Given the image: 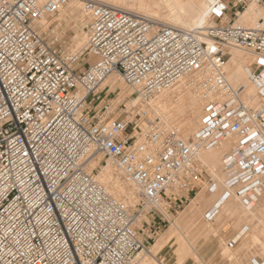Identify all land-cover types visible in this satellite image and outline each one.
Listing matches in <instances>:
<instances>
[{
  "label": "built area",
  "instance_id": "1",
  "mask_svg": "<svg viewBox=\"0 0 264 264\" xmlns=\"http://www.w3.org/2000/svg\"><path fill=\"white\" fill-rule=\"evenodd\" d=\"M72 1L0 0V264H137L167 220L170 198L198 174L199 154L227 137L234 140L222 156L221 199L238 187L245 205L257 202L264 191V104L248 107L223 70L226 48L252 54L251 79L264 95V19L235 24L248 3L264 10V0H216L210 14L220 23L205 28L160 25L81 0L88 38L80 54L59 51L45 31ZM230 12L234 18L223 23ZM83 54L89 60L80 68ZM113 73L147 100L199 75L200 129L185 137L156 120L143 129L112 111L101 95ZM100 154L138 189L137 210L115 197L95 168L87 171ZM216 188L212 183L210 191ZM218 207L205 218L212 220ZM142 214L151 218L138 227Z\"/></svg>",
  "mask_w": 264,
  "mask_h": 264
},
{
  "label": "bare ground",
  "instance_id": "2",
  "mask_svg": "<svg viewBox=\"0 0 264 264\" xmlns=\"http://www.w3.org/2000/svg\"><path fill=\"white\" fill-rule=\"evenodd\" d=\"M95 1H98L103 4H107L110 6H114V7L126 10V11L145 15L146 17H149L155 20L160 25H176V26L183 27V28H196V27L205 28L208 26L209 23H215L214 20L211 19L210 13H211L212 8L214 7L216 0H95ZM69 5H72L73 8L77 7L76 8L77 11H81L84 13V7H83L81 0H73ZM252 5H255L256 8H254V6ZM260 11H263V10L259 8V6H257L254 3H250L244 12L239 13V17L237 21L235 22V24H239V25L246 24V26L259 25L260 20L264 19V13ZM83 15L85 16V13ZM227 16H225L223 20H225ZM81 17H82V13H81ZM45 20L46 19H44L42 23H44ZM82 35H83L82 33L81 34L78 33L77 43L75 42L77 44L76 45L77 47L83 46L84 44L86 45L85 40H87L88 38L86 37L87 34H85V36H82ZM79 36H81L80 39H79ZM233 48L234 50L232 49L231 51L232 56H230L229 60L226 62L225 67H224L225 70H223V73H224L226 80L232 86L234 87L237 86V87L242 88L241 99L249 106L248 103L250 102H248V99L251 97L252 92L255 91V86H256L255 84H253L254 82L251 79V73H252V70L250 67L251 62L249 61L250 59L248 60V58H246V55L243 53L244 51L242 52V50L240 49L241 50L240 52L238 51L239 48L237 47H233ZM118 77L119 76L117 73H113L109 75L104 81L102 87L108 84L107 89H109L112 92H115L118 88ZM199 85H200L199 75H196V74L186 75L182 77L175 85L159 93L156 96L158 97V99H156L155 102L151 99L152 102L154 103L152 104V107H149V108H151L154 112H158V114L164 120L166 125H168V127L169 125H171V122L169 121L171 117L173 116L183 117L182 121L178 123L177 126H174V127L183 131L182 133L184 132L186 134L190 133L194 129H196V124H198L197 122L198 120L200 121V118L202 116L201 111L203 108L201 109L199 108V103L201 104L202 101L205 103V100L203 99L202 91L200 90ZM128 94L129 93H127V95ZM212 98L215 100L223 99V97H220L217 95L213 96ZM140 99H141L140 96L132 98V102L135 103L134 105H136L137 103L139 105ZM257 99L260 100V102L258 103L260 106H262L263 101L261 100V98L258 97ZM252 100H254V98ZM252 102H251L252 105L256 104V102H254V104ZM145 112H147V109L145 110ZM232 139H233L232 137H227L225 140L222 141L220 145L213 147L212 149H210V151L204 150L205 152L202 151L198 156L200 160L199 161L197 160V162L200 163V161H204L207 165H210L211 167L210 171H212V173L215 174V177L217 176L219 181L222 180V177L225 178V175L220 178V176L216 174L217 172L216 158L219 156L218 153H220L223 148L227 146L231 148L233 146ZM203 153H209L208 157L201 158V155H203ZM103 157L104 155L100 154L98 155L96 159H92L88 161L87 171L92 172L94 168H96L98 165L101 164V160L103 159ZM114 164L116 165L115 162ZM108 168H109L108 165H103L102 168L99 170V172L96 174V176L100 182L106 184L108 190L115 197L119 198L120 193L118 192L124 193L125 188H123V186H121L117 182L113 181L112 175L110 174ZM192 168L195 169L196 166L194 165L192 166ZM215 177L213 178L217 179ZM224 180H223V183H224ZM111 181H112V184L109 183ZM224 189L225 188L223 187V190ZM223 190H219V192L214 191L212 194H210L212 195V197H209V198L203 197L202 195L203 193L202 194L198 193L199 196L195 197L191 201V204L188 206V208H186L183 214H181L182 216L179 215L180 217L173 223L171 227H169L165 231L162 237V241L164 243L163 244L159 243L156 246V248H159L157 250V254L159 253V251H161L163 248L167 246L166 243H170L172 241H174V243L183 242L182 238L184 239L186 235L183 234L181 231L182 227L180 225L182 222L191 223V225L192 224L194 225V222H195V225L197 223L196 225L197 230L194 231L193 233L200 235L201 238L204 237V235L209 232V230L212 227L208 229L207 225H209L210 223L209 224L204 223L203 220L205 217L203 218V220L200 219L201 217L200 215H202L203 211H200L199 205L204 201L207 204L208 211L213 209L216 205H219L216 213L213 216V219H215L216 221L218 220L217 223L222 224V226L227 225L229 222L233 220L235 221L239 216L244 221H248L252 219L253 217L257 216V213H258V216L259 215L262 217L264 216V212L262 210L259 211L258 209L257 210L253 209L256 204L255 205L252 204L250 206L244 204L243 206V201L241 204L242 198L239 199L240 196L236 195L237 194L236 191L238 190V187L232 189V192L233 193L235 192V195L240 200V204L242 206L238 204L239 203L237 202L238 200L232 194H230L229 197L226 198L225 200H222L221 193L225 192V190L224 191ZM131 195H134V194L131 193ZM206 210L207 209L204 208V211ZM257 219L259 218L257 217ZM141 220H142V217L139 216L136 220L135 225H137L138 227H142ZM260 220L262 219L260 218ZM249 227L250 226H248V229ZM256 228H258V226ZM179 232L181 234L180 240L178 236L180 235L178 234ZM246 233L247 231L244 230V228H242V230H240L237 233V235H235L236 237L235 236L233 237V240L234 241L241 240ZM184 235L185 237H183ZM256 238L258 239V236ZM228 246L229 247L231 246L230 243L228 244ZM153 247L151 248V250L147 247H144L140 250V252L138 253L136 257L137 264H164L163 261L159 260L155 254H152ZM148 254L150 255L152 254V257H154L155 260H151L148 257ZM174 254L176 255L178 259L177 262L185 261V259L189 256H193L196 262H198V260L202 261L200 254L198 255V258H196L191 253L190 250H185L184 252H175Z\"/></svg>",
  "mask_w": 264,
  "mask_h": 264
},
{
  "label": "rangeland",
  "instance_id": "3",
  "mask_svg": "<svg viewBox=\"0 0 264 264\" xmlns=\"http://www.w3.org/2000/svg\"><path fill=\"white\" fill-rule=\"evenodd\" d=\"M250 3H252V2H250ZM250 3H248V5ZM252 6H254V8H256L255 5H252ZM74 8L72 5H68L66 9H63L64 12L61 10V12L58 15H56L51 21H48V23H46L45 31L48 30L47 36H48L50 42H53V46L55 48H57L59 51L64 52V53H78V54H80L81 51H83L85 49L86 45L84 44L85 46L84 45L78 46V47L76 46L77 45L76 43L78 40L77 39L78 33L79 34L82 33L83 34L82 36H85V34H87L86 26L88 23V19H87L86 14L84 16L83 12L76 10L77 7L75 9ZM259 8H261V7L259 6ZM260 12L264 13V10L260 11ZM81 13H82V17L84 16L83 18L81 17ZM62 17L63 18L65 17V18L63 19ZM61 19H63V20H61ZM211 19L214 20L215 23H209L208 26L214 25L216 23H220V20H217L215 17L211 16ZM237 19L235 20V22L237 21ZM228 21H229V18H226L225 20H223L224 23H226ZM244 25H246V24H244ZM81 31H83V32H81ZM80 37L81 36H79V39H80ZM86 37H88V36L86 35ZM85 43H87V40H85ZM79 48H81V49H79ZM232 49L234 50L233 47L226 48V51L228 53L227 61L229 60L230 56H232L231 55ZM241 50L238 49V51H240V52H241ZM243 51L244 50H242V52ZM243 53L246 55V58H248V60L250 59L249 60L250 62L253 61L254 56L252 54L245 52V51ZM88 60L89 59H88L87 55L83 54L78 65H77V67L83 68L84 64ZM224 67H225V65H224ZM251 83H253V82H251ZM127 93H129V94L127 95ZM104 94H105V91L102 92V97L105 98L106 95H104ZM252 94H251V97L248 99V102H250V103H248L249 104L248 107H253L254 109H257L260 106L258 103V102H260V100L257 99L259 97V95H257L258 89L256 86H255V91H253ZM135 97H139V96L136 93H134L133 90L130 87H128L122 81V79L120 77H118V88H117V90L113 94L108 95L107 98L111 99L112 111L122 113V116L126 117V119L128 121L137 122L138 125H140L143 129L147 128L148 125L150 124V121H153V120L161 121L162 123H164L166 125V123L161 118V116L158 114V112H154L151 108H149V107H152V104L155 102L156 99H158V97H155L152 99L154 102H152L151 99L145 100L141 97V99L139 100V105H138V103L136 105H134L135 103L132 102V98H135ZM253 98H254V100H252ZM202 102H201V104L199 103L200 109L203 108V105L205 104L204 102L203 103ZM251 102L253 104H254V102H256V104L252 105ZM146 109H147V112H145ZM182 119H183V117H178V116L177 117H174V116L171 117L169 119V121L171 122V125H169V127L177 126L178 123H180L182 121ZM197 123L198 124H196V129H194L192 132L186 134L185 132L182 133L183 131L180 130L181 133L185 137L193 136V134H195L196 131H198L200 129L199 127L201 125V118H200V121L198 120ZM166 126H168V125H166ZM233 140H234V138L232 139V141ZM231 148H229V146L223 148L221 150V152L218 153L219 156L216 158V170H217L216 174L218 176H220V178L225 175V178L222 177L221 181H219L217 176L215 177V174H213L212 171H210L211 170L210 165H207L204 161H200V163H197V171L199 172L202 170V173L205 174L206 176L208 175L211 179V181L209 183L207 182V180H206V182H203V184L201 185V188L198 189V193L199 194L203 193L202 194L203 197H205V198L212 197V195H210L213 193L210 191V186L212 183L217 184V188L215 191L219 192V190H223V187H224L223 180L226 179V174L223 171L222 155L225 154L226 152L230 151ZM208 151H210V150H208ZM223 152H225V153H223ZM208 155H209V153H203V155H201V158L202 157L206 158V157H208ZM197 160L198 161L200 160L199 157H197ZM111 163H112V165H111ZM103 165H108V167H109L108 169H109L110 174L112 175L113 181L117 182L118 184L123 186V188H125L124 193L118 192V193H120L119 198L121 200H124L131 207V209L133 211L137 210L139 202H140L138 189L123 176L120 169L108 157H103L101 164L95 168L93 173L97 174ZM188 170H190V169H188ZM188 170H184L182 172V174H186V176H190L191 172H196V171H189L188 172ZM213 177H215L217 179H214ZM217 180H218V182H217ZM109 183L112 184V181ZM173 192L175 193V192H177V190H175ZM131 193L134 194L135 196L131 195ZM222 193H224V192H222ZM222 193H221V195H223ZM199 194L193 195L192 197H190L185 202H179L176 206H173L171 208V210L170 209L168 210V208L165 209L166 210V211H164L165 214L168 217L170 215V217L168 218L166 216L167 220L161 224V226H160L161 229H158L157 235L155 234L156 240L151 241L147 246V248H149L151 250V248L156 244L153 247L152 254H155L156 257L159 260H162L164 264H179V263H181V264H251L252 260L255 258L259 259V260H263L264 259V216L263 217L260 215L258 216V213H257V216L253 217L254 219L253 218L250 219L251 221L250 220L244 221L239 216L235 221L233 220V221L229 222L227 225L222 226V224L217 223L218 220L217 221L215 219L208 220V219L204 218L206 216V213L208 212L207 204L205 201L199 205L200 211H203L202 212L203 216L200 215L201 216L200 219L203 220V218H204V220H203L204 223H206V224L210 223L211 224V225L210 224L207 225L208 229L212 227L209 230V232L207 234H205L204 237L201 238L200 235L193 233L194 231L197 230V228H196L197 223L195 225V222H194V225H195L194 226L193 224L191 225V223L182 222L180 225L182 227L181 231L183 234L186 235V237H185V235L183 236V237H185L184 239L182 238L183 242L174 243V241H172L170 243H166L167 246L165 248H163L161 251H159V253L157 254V250L159 248H156V246L159 243H161V244L164 243L162 241V237H163L165 231L169 227H171L173 225V223L180 216H182L181 214H183L184 210H186V208H188V206L191 204V201L195 197L199 196ZM231 194L238 200L237 201V202H239L238 204H240L239 199H241V197H239V199H238L236 196L237 194L235 195V192L234 193L232 192ZM241 204H242V199H241ZM162 205H165V203ZM253 205H255V207L253 209H256V210L258 209L259 211L262 210L264 212V191H263V194L259 197L258 201L255 202ZM243 206H244V203H243ZM204 208L207 210L204 211ZM141 217H142V219H144L146 221H150V218H151L150 216L145 215V214H142ZM257 217L259 219H257ZM260 218L262 220H260ZM258 220H260V221H258ZM248 226H250L249 229H248ZM257 226H258V228H256ZM242 228H244V230H246L247 233L244 235V237L241 240H238L237 242H235L233 245H231L229 247L228 244L230 243V240H232L233 237L235 235H237V233L240 230H242ZM178 234H180V232ZM178 236H179V240H180L181 234ZM257 236H258V239L256 238ZM185 250H190L191 253L196 258H198V255L200 254L202 261L198 260V262H196L193 256H189L185 259V261L177 262L178 259L174 253L175 252H184ZM152 254L151 255L148 254V257L151 260H155V258L152 257Z\"/></svg>",
  "mask_w": 264,
  "mask_h": 264
},
{
  "label": "crops",
  "instance_id": "4",
  "mask_svg": "<svg viewBox=\"0 0 264 264\" xmlns=\"http://www.w3.org/2000/svg\"><path fill=\"white\" fill-rule=\"evenodd\" d=\"M227 18H229L230 20L233 19L234 18L233 13H231V12L228 13ZM106 86H108V84ZM104 91H105L104 95H106L107 97H108V95H111L114 93L107 88ZM259 97L261 98V100L263 101V104H264V95L259 94ZM206 180L208 183L211 181V179L208 175L206 176L205 174L202 173V170L199 171L196 176L187 177L186 178V186L184 188L178 190V192L173 197L170 198V201H169L170 202V208L169 209L171 210V208L173 206H176L179 202H185L190 197H192L193 195H197L198 189L201 188V185L203 184V182H206ZM156 222L161 223L160 220H156ZM232 241L234 243L237 242V241H234L232 239V240H230V243H232Z\"/></svg>",
  "mask_w": 264,
  "mask_h": 264
}]
</instances>
